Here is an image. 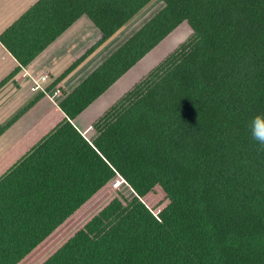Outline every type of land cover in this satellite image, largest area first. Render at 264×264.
<instances>
[{
    "label": "trees",
    "instance_id": "obj_1",
    "mask_svg": "<svg viewBox=\"0 0 264 264\" xmlns=\"http://www.w3.org/2000/svg\"><path fill=\"white\" fill-rule=\"evenodd\" d=\"M153 0H38L0 35L17 69L86 16L101 38ZM163 8L0 156V264H264V0ZM191 33L84 131L92 104ZM6 124L0 137L37 101Z\"/></svg>",
    "mask_w": 264,
    "mask_h": 264
},
{
    "label": "crops",
    "instance_id": "obj_2",
    "mask_svg": "<svg viewBox=\"0 0 264 264\" xmlns=\"http://www.w3.org/2000/svg\"><path fill=\"white\" fill-rule=\"evenodd\" d=\"M37 1L38 0H0V35ZM100 38V31L86 16H82L31 64L16 72L14 76L0 88V106L11 108L8 116L4 120H0V124H6L20 109L39 97V100L21 116L23 117L22 121L25 119L24 122L34 121V124L28 130L37 124L63 99L65 94L71 93L102 63L101 62L85 78H82L86 73L85 67L89 66L96 57L94 52L83 63L73 69L65 78L60 81L58 80L59 77L90 50ZM17 67V61L0 44V83L12 74ZM43 77L45 78L44 80H42ZM17 107L20 108L15 111ZM37 115L39 116L36 118ZM6 132L3 135H5ZM25 133H23L22 136ZM9 148H7V150Z\"/></svg>",
    "mask_w": 264,
    "mask_h": 264
},
{
    "label": "rangeland",
    "instance_id": "obj_3",
    "mask_svg": "<svg viewBox=\"0 0 264 264\" xmlns=\"http://www.w3.org/2000/svg\"><path fill=\"white\" fill-rule=\"evenodd\" d=\"M162 7L163 4L161 0H153L146 8L138 13L124 28H122L95 52L94 55L96 57L89 66L85 67L86 73L84 72L85 75H82V78H85L92 70L103 62L105 58L119 48ZM190 33L191 31L186 24H183L176 29L141 62H139L124 77H122L110 90L99 98L89 109H87L78 119H76L75 125L77 128L80 131L87 129L101 113L111 106L147 72L161 62L171 51L176 49L184 40H186ZM19 108L20 107H17L15 111ZM10 109L11 108L5 106H0V120H4L8 116ZM38 116L39 115H37L36 118ZM22 119L23 117L19 118L7 130L6 134L0 137V156L34 124V121L24 122L25 119L23 121Z\"/></svg>",
    "mask_w": 264,
    "mask_h": 264
},
{
    "label": "clouds",
    "instance_id": "obj_4",
    "mask_svg": "<svg viewBox=\"0 0 264 264\" xmlns=\"http://www.w3.org/2000/svg\"><path fill=\"white\" fill-rule=\"evenodd\" d=\"M250 139L258 145V151H264V117L254 116L248 125Z\"/></svg>",
    "mask_w": 264,
    "mask_h": 264
},
{
    "label": "built area",
    "instance_id": "obj_5",
    "mask_svg": "<svg viewBox=\"0 0 264 264\" xmlns=\"http://www.w3.org/2000/svg\"><path fill=\"white\" fill-rule=\"evenodd\" d=\"M45 78L43 77L42 80H44Z\"/></svg>",
    "mask_w": 264,
    "mask_h": 264
}]
</instances>
